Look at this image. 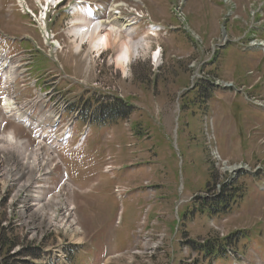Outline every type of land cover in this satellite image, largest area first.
<instances>
[{"label": "rangeland", "instance_id": "1", "mask_svg": "<svg viewBox=\"0 0 264 264\" xmlns=\"http://www.w3.org/2000/svg\"><path fill=\"white\" fill-rule=\"evenodd\" d=\"M26 1L29 3L31 0ZM14 2L15 0H0V30L5 32L9 37L8 42L11 43L13 41L19 44L25 42L24 36L27 32L39 41L40 33L36 25L31 19L22 16V9L18 5H14ZM190 8L188 7V12H190ZM198 11L195 10L200 15ZM219 13L220 10L212 12L210 7L209 13L206 12V9L203 10V15L214 16L216 19ZM188 21L191 23L194 20L191 18ZM204 21L202 19L199 23L202 24ZM65 24L63 18H59L58 22L48 26V30L58 34L56 39L64 40L63 44L67 49L59 55V58L67 52L62 58L63 63L67 69L81 78L90 70L84 58L85 52L79 56L69 52L72 45L67 38V31L59 34L60 30H65ZM194 31L205 38L204 31ZM210 32L209 30L206 34H210ZM234 33L242 34L243 30L236 27ZM212 39H214L213 36ZM128 42L125 45L130 48ZM203 43L199 42V50H195V48L187 54L190 57L193 54V58H199V52L203 46L205 45V50L210 47L209 43ZM195 47L198 48L197 42ZM6 48L7 45H3L1 50ZM23 49L24 47H18L13 52L16 53ZM77 50L76 52L79 53L81 47L79 51ZM225 50L228 52L226 68L229 69L233 64L237 76L244 74L249 63L250 53H242L233 44H230ZM132 53H135V47ZM142 56L145 58L146 54L143 52ZM171 62L172 60L167 61L164 67L153 72L150 62L138 61L136 65L128 66V74L125 79L122 78V70L116 63V67L121 71L114 66H109L106 61L100 66L96 60L93 64L102 72L100 74L93 67L94 81L96 82H92L91 85L97 84L94 88L100 89L101 92L111 93H115L116 90L121 93L124 99L131 97L129 104L133 105V109L129 108L127 104L117 103L107 112L110 113L109 120L117 122L118 116L122 115L123 118H130L132 126L134 125L136 128V132L133 133L134 138L129 136L128 139L126 136L130 145L133 146L134 159L128 160L129 154L126 155L127 161L125 157H122L118 164L114 162L113 172L105 176L107 175L104 173L107 154L104 152V144L106 138L113 136L108 131L110 128L106 129L104 134L99 133L97 129L90 128L79 150L72 154H62L63 163L71 166L73 175L77 178L76 186L80 188L79 193H81H75L73 200L77 206V215L84 231L80 245L75 247L78 248L74 254V260L78 259L77 264H104L108 256L114 257L117 254H121L120 264H215L221 259H226L225 251L228 248V250L233 248L237 255L245 253L244 245L247 247L248 255H252V260L248 259L252 262L251 264H264V216H262L264 214V193L257 192L254 187L255 185L259 188L257 181L259 178L264 181V177L241 175L237 180H231L230 175L224 174L223 167L212 157V147H214L221 153L222 158L223 156L232 157L237 152L239 158L234 159H248L252 164L257 163L260 156L257 154V147L252 146L255 137L246 139L247 133L240 129L236 134L234 131L236 119L230 116V113L236 115L239 120L249 116L253 123L263 125L264 114L249 112L244 107H240L236 111V108L225 106L226 101L215 98L218 90L208 83H202L200 88L205 91L206 97L208 98V95L212 94V98H214L213 102H209L210 104L207 105L201 97V90L190 88L189 78L182 76L180 80L176 79L177 73L174 68L177 71L179 68L173 66ZM187 64H184L183 71L185 68L187 69ZM225 77H231V75ZM154 79L157 83L152 89L148 84L153 85ZM75 92L76 94L72 96H69L72 93L71 89L64 92L67 100L71 103L70 108L81 105L90 97V94L88 95V92L81 87H77ZM220 95L226 96L225 93H220ZM72 97L75 98L72 99ZM157 98L158 100H155ZM118 107H123V110L116 116L114 112ZM121 123L117 124L122 125ZM23 133H20L21 136L26 138ZM135 133H144L143 137L148 134L146 148L142 145L139 146L140 143L135 139ZM209 136L214 138L212 146L209 144ZM115 139L117 140L118 137L115 136ZM244 141L246 144L242 145ZM31 142L33 143V141ZM143 142L141 143L143 144ZM136 144H139L138 147ZM115 145L118 143H114ZM226 147H229L231 154L226 150ZM122 151L128 152L126 144L122 147ZM147 151L152 153L157 161L155 164H151L152 168L144 173L148 168L147 161L150 159ZM243 155L246 158H241ZM137 160L141 164L142 169L140 170L144 179H149L152 184V189H149L146 194H149L150 201L159 205L150 204L147 197L142 199L141 196L144 195L141 192L139 193L141 196H138L135 190H132L131 193L123 192L124 198L118 200L117 208L115 190L113 191V189L119 185L120 175L116 172L119 167ZM131 166L132 164L129 167L126 166L122 171L120 184H127L128 176L133 170L130 169ZM7 172V168H0V174L6 175ZM138 174V172L132 173L135 178ZM74 176L73 179L76 181ZM142 177H138L134 182L139 183ZM151 177L153 181H151ZM96 181L102 184L93 189ZM218 185L222 186L221 190L226 189V194L221 198L220 203L215 196L218 193ZM199 194L202 198L199 196L191 202L186 200ZM185 200L186 203H184ZM199 204L201 210L197 208ZM205 210L209 214L208 217L201 214V211ZM119 212L120 221L125 223L121 227L118 226L116 219ZM159 212L163 214L162 217L157 218L161 224L158 225L157 219H154L152 225L145 229L144 235L128 232V226L131 230H135L141 220L151 224L152 219ZM260 217L263 219H259ZM41 219L46 221L44 217ZM42 220L36 222V225L40 227L36 230V234L42 229L50 228V223L45 225ZM4 224L8 226L4 227ZM168 226L175 232H178V228L181 227L180 237L174 238L167 234L170 233ZM191 238L193 241H210L217 245L220 244L222 247L210 256L204 255L192 248L191 240H189ZM173 242H177L180 247L174 250ZM138 245L141 246L137 251L141 253L131 256V252L136 251ZM23 246H26V243L15 231H11L5 212L0 210V264H34L38 259V253L30 252ZM17 247H20L19 252L14 251ZM187 247L192 250L189 249L186 252L185 248ZM14 252L16 255H12ZM83 256L92 260L81 262ZM111 264H114V261ZM227 264H233V262L229 261Z\"/></svg>", "mask_w": 264, "mask_h": 264}, {"label": "bare ground", "instance_id": "2", "mask_svg": "<svg viewBox=\"0 0 264 264\" xmlns=\"http://www.w3.org/2000/svg\"><path fill=\"white\" fill-rule=\"evenodd\" d=\"M49 2V0H47ZM77 12L74 11V15H76ZM106 22L100 21L95 23V25H89L86 23L85 19H73L72 21V26H71V31L70 33L72 35H75L76 37L81 38V45L86 41L90 40L91 45L93 46V49L98 50L102 46H107L109 42V38L113 37L115 35L116 38H120L121 36L119 35L120 32H116L117 28L115 25H111L110 29H107V32L104 33V24ZM95 26V27H94ZM129 45L126 46V42L124 44H121L119 49H122L120 54L116 58V65L123 71L124 74H126V67L128 65L129 60L139 54L138 51V44L135 45L132 40H129ZM135 47V53L133 52V48ZM78 47V50L79 51ZM124 50V51H123ZM147 55V52H144ZM157 59V58H156ZM9 140H10V145L13 146L14 144L17 143L16 136L15 134L11 133L9 134ZM8 165L7 167L5 165ZM11 164H12V159L11 158H0V168H7L8 172L11 170ZM69 226H72V223L69 222Z\"/></svg>", "mask_w": 264, "mask_h": 264}]
</instances>
